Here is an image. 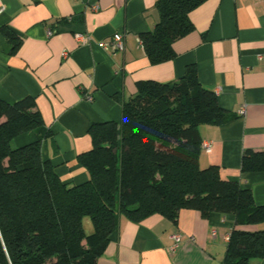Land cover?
I'll return each mask as SVG.
<instances>
[{"label": "crops", "instance_id": "obj_1", "mask_svg": "<svg viewBox=\"0 0 264 264\" xmlns=\"http://www.w3.org/2000/svg\"><path fill=\"white\" fill-rule=\"evenodd\" d=\"M156 1L0 0V26L21 39L11 54L0 33V99H34L50 131L43 154L63 182L79 185L88 179L77 156L91 148L89 127L119 122L121 101L136 93L138 82H175L194 65L201 86L232 116L223 125L200 127L201 142L210 148L200 151L199 167H218L224 179L251 191L255 205H264V172L240 170L246 151H264V0H207L189 15L193 30L173 43L174 59L151 65L136 38L158 23ZM114 33L124 36L122 53L99 45ZM77 34L89 40L78 42ZM33 140L26 133L13 145ZM232 229L230 217L189 209L175 220L121 218L98 264H222ZM249 264H264V258Z\"/></svg>", "mask_w": 264, "mask_h": 264}, {"label": "trees", "instance_id": "obj_2", "mask_svg": "<svg viewBox=\"0 0 264 264\" xmlns=\"http://www.w3.org/2000/svg\"><path fill=\"white\" fill-rule=\"evenodd\" d=\"M206 1H156L158 23L139 36L151 65L174 59L173 43L193 30L189 15ZM0 33L15 53L21 39L4 26ZM231 118L201 86L194 65L175 82L140 81L121 101L119 122L89 127L91 148L77 156L88 179L75 185L63 182L42 152L50 131L34 99H0V264H98L121 218L175 220L183 209L232 219L222 264L264 258V205H255L251 191L224 179L218 167L198 164L200 127ZM26 133L34 140L15 147ZM240 170L264 172V151H246Z\"/></svg>", "mask_w": 264, "mask_h": 264}, {"label": "built area", "instance_id": "obj_3", "mask_svg": "<svg viewBox=\"0 0 264 264\" xmlns=\"http://www.w3.org/2000/svg\"><path fill=\"white\" fill-rule=\"evenodd\" d=\"M53 34H54V30H52V29L49 28L47 30V36H51ZM75 39L78 42L88 41L89 40L84 35H80V34L75 35ZM136 42L138 43V45H139L140 48H143L142 41H141V39L139 37L136 38ZM99 45L104 50L109 51V52H111L113 54H115V53H122L125 50L124 36L121 33H114L110 37V39L101 42ZM62 54H63V56H66L67 55V52L64 51ZM85 101L91 102L92 101L91 95H86L85 96ZM239 115H244V109H241L239 111ZM209 148H210V142H208V141L201 142V149L202 150H207ZM171 250H173V249H171Z\"/></svg>", "mask_w": 264, "mask_h": 264}, {"label": "rangeland", "instance_id": "obj_4", "mask_svg": "<svg viewBox=\"0 0 264 264\" xmlns=\"http://www.w3.org/2000/svg\"><path fill=\"white\" fill-rule=\"evenodd\" d=\"M91 230H92V229H91L90 224H88V225L85 224V231H86V233H90Z\"/></svg>", "mask_w": 264, "mask_h": 264}]
</instances>
